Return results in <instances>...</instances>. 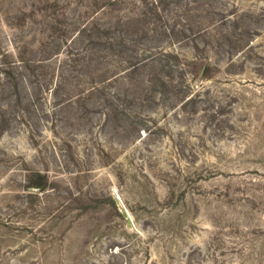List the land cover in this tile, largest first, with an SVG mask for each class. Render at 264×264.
I'll return each mask as SVG.
<instances>
[{
  "label": "rangeland",
  "instance_id": "obj_1",
  "mask_svg": "<svg viewBox=\"0 0 264 264\" xmlns=\"http://www.w3.org/2000/svg\"><path fill=\"white\" fill-rule=\"evenodd\" d=\"M35 2L21 26L0 13V50L13 58L47 35L70 39L85 5ZM161 18L153 28L203 31L195 42L165 41L194 100L125 112L148 132L112 127L103 104L81 102L52 114L54 132L1 135L0 264H264V0H171ZM114 60L106 64L123 72ZM205 64L207 77L194 74ZM33 171L56 194L26 190Z\"/></svg>",
  "mask_w": 264,
  "mask_h": 264
},
{
  "label": "trees",
  "instance_id": "obj_2",
  "mask_svg": "<svg viewBox=\"0 0 264 264\" xmlns=\"http://www.w3.org/2000/svg\"><path fill=\"white\" fill-rule=\"evenodd\" d=\"M168 1L171 0H144L141 7L138 0H84L85 5H81L85 6L84 11L77 5L79 14L68 33L70 39L59 40L47 35L39 46H31L26 54L23 52L16 58L2 48L0 136L21 128H28L34 137L41 136L45 129L54 132L56 121L51 118L52 114L73 110L81 102H92L95 110L103 104L109 125L137 133L149 130L147 124L126 123L130 115L125 112L131 107L152 106L157 100L164 103L172 96L176 99L174 108H185L194 100L195 92L191 85L184 84L185 63L179 52L172 46L166 48L165 41L195 42L203 31L199 28L177 30L175 25L165 24L153 28L156 20L162 22V7ZM38 2L44 6L48 0ZM28 7L24 0H0V13L3 11L13 25H20L28 12L35 14L33 10L38 4L34 0ZM30 17L36 19L38 15ZM59 21L55 20L54 24H60ZM31 24H34L32 19ZM108 56L120 58L114 61L123 72L114 73L106 64ZM190 62L196 65L197 59ZM208 67L203 65L199 72L194 67V74L205 78ZM72 81L79 82L73 86ZM47 103L49 110L40 109V105ZM132 111L137 115L138 110ZM27 182L26 190L31 193H55L47 173L33 171ZM87 208L85 204L80 206L81 211Z\"/></svg>",
  "mask_w": 264,
  "mask_h": 264
},
{
  "label": "water",
  "instance_id": "obj_3",
  "mask_svg": "<svg viewBox=\"0 0 264 264\" xmlns=\"http://www.w3.org/2000/svg\"><path fill=\"white\" fill-rule=\"evenodd\" d=\"M115 200H116V203H117V205H118L121 213L123 214V216L127 220V226H128V228H131V219H130L129 214L127 213L126 209L123 207V204L120 201V198L118 196H115Z\"/></svg>",
  "mask_w": 264,
  "mask_h": 264
}]
</instances>
